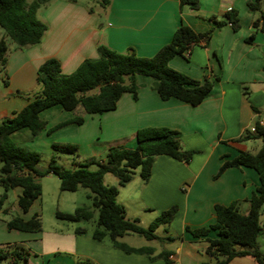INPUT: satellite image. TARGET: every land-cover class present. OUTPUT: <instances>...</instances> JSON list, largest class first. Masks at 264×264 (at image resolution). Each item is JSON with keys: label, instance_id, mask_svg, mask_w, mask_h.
<instances>
[{"label": "crops", "instance_id": "1", "mask_svg": "<svg viewBox=\"0 0 264 264\" xmlns=\"http://www.w3.org/2000/svg\"><path fill=\"white\" fill-rule=\"evenodd\" d=\"M247 2L199 0V6L193 9L181 5L180 0H109L99 14L89 11L90 7L82 0H50L38 9L37 16L47 25L41 41L26 48L13 43L9 46L1 77L7 84L0 86V119L13 116L34 97L37 68L46 59L56 58L61 72L69 74L82 60L96 58L100 44L118 52L132 48L137 56L150 57L171 40L180 23L196 32L208 29L212 32L205 45H193L184 56L176 55L168 64L197 80H211L212 88L209 96L197 105L173 97L163 100L152 87L153 78L138 74L136 98L125 91L114 109L85 113L78 106L75 112H70L57 104L42 110L40 117L45 128L33 141L77 144V157L71 162L74 167L89 157L101 161L110 146L135 147L136 130L147 126H166L179 131L183 147L193 150V155L188 163L168 155H156L147 180L135 170L131 180L122 186H118L115 176L113 180L106 178L108 173L103 176V183L107 179V185L118 186L116 201L124 207L126 217L138 220L143 227L161 211L177 205L173 220L156 228L158 238L144 237L149 243H140L135 233L117 238L119 243L130 247H150L151 255L126 251L108 240L94 239L92 227L87 225L89 221L83 220L82 226L62 224L57 229H45L38 237L24 236L30 248L27 264H74L78 258H88L97 264L213 262L205 252L204 236L194 237L186 226H209L215 221L216 204L234 202L239 212L247 213L249 198L259 184L257 172L250 167L231 166L217 174L223 161L234 158L240 151L256 153L262 146L251 150L249 140L234 141L245 130L252 129L256 121L264 119V31L252 30L257 17ZM259 8V13L264 10V0H260ZM230 9L237 12L238 30L229 23L217 25L225 20ZM251 33L254 38L247 41ZM2 34L0 28V37ZM16 90L30 95L9 94ZM77 114L83 117L82 123H68L47 136L48 129ZM88 168L94 170L97 166ZM9 190L15 196L12 203L15 216L28 220L37 213L41 195L23 211L17 203L22 188L15 186ZM7 198L8 194L4 202ZM3 209L8 212L10 206ZM6 223L0 224V234H6ZM77 227L84 228V232H75ZM208 236L215 237L216 231L210 230ZM154 240L158 242L156 247L151 245ZM262 244L264 228L260 229L257 240L264 256ZM163 252H168V263L158 257ZM248 257L252 258L235 257L228 264H257L253 258L247 260Z\"/></svg>", "mask_w": 264, "mask_h": 264}, {"label": "trees", "instance_id": "2", "mask_svg": "<svg viewBox=\"0 0 264 264\" xmlns=\"http://www.w3.org/2000/svg\"><path fill=\"white\" fill-rule=\"evenodd\" d=\"M49 1L0 0V28L3 31L0 37L2 67L6 65L11 43L19 48H26L41 41L47 25L37 16V11ZM97 2L103 10L109 0ZM180 4L195 9L199 6V0H180ZM247 5L250 10H259L260 0H248ZM89 11L93 12V9L89 8ZM225 23H229L234 30L240 28L236 10L227 11L225 20L218 21L217 25ZM252 27L264 31V10H260L259 18L252 22ZM211 32L212 29L196 32L189 25L180 23L171 40L150 57H139L132 48L118 52L100 44L97 46L96 58L82 60L69 74L61 72L60 63L56 58L43 61L37 68L36 83L39 90L35 92L34 97L23 108L14 112L13 116L0 119V185L3 188L0 194V208L7 197V191L20 186L22 193L17 203L23 211H27L41 194L38 177L52 173L58 177L61 190L76 191L81 186L85 187L89 190L87 198L90 200V206H77L73 212L56 210V218L69 222L90 221L96 211L97 217L93 221L91 237L99 241L108 240L110 244L126 251L151 255L153 250L150 247H130L119 243L117 238L126 233H135L147 239L158 238L156 228L173 220L177 205L173 204L161 211L147 227H143L138 220L127 218L124 207L116 201L118 186L130 181L135 170H138L142 179L147 180L156 155H168L188 163L193 150L183 147L179 131L166 126L139 128L135 133V147L110 146L101 161L89 157L73 168L58 165L54 153H75L76 145L55 142L52 144L53 155L47 167L42 170L37 168L40 154L33 149L14 144L11 137L23 130H28L31 136L37 135L45 128V121L41 119L40 112L57 104L69 111L80 106L85 113L114 109L123 92L129 91L136 98L139 85L135 78L138 74L153 78L152 87L163 100L173 97L191 105L201 103L210 94L211 80L192 78L171 68L168 62L176 55L184 56L193 45H205ZM253 38L254 34L251 33L246 40L251 41ZM83 120L82 116L76 115L55 125L53 129L68 123L80 124ZM253 128L254 130H245L234 141L261 139V148L256 153L240 151L234 158L223 161L217 173L220 174L231 166L250 167L257 172L259 184L249 198L247 213L239 212L234 202L229 205L216 204L215 221L209 226H186V230L194 237L204 236L207 242L205 252L213 262L200 264H228L235 257L243 256H251L257 264H264V256L257 245L259 231L264 228V221L260 222L264 205V125L256 121ZM90 165H96L97 168L91 170L88 168ZM107 173L117 178L118 186L103 183V176ZM6 225L9 229L30 232L41 228L37 213L28 220L18 216L12 217ZM210 230L216 231L215 237L208 236ZM75 232H84V228L77 227ZM28 252L19 247L12 250L2 249L0 259H7V264H26ZM158 257L168 263V252L160 253ZM74 264L97 263L88 258H78Z\"/></svg>", "mask_w": 264, "mask_h": 264}, {"label": "rangeland", "instance_id": "3", "mask_svg": "<svg viewBox=\"0 0 264 264\" xmlns=\"http://www.w3.org/2000/svg\"><path fill=\"white\" fill-rule=\"evenodd\" d=\"M30 1V0H28ZM84 4L87 5V7H90L93 9V11L98 12L99 14H102V9L100 4L97 2V0H82ZM41 11V9H40ZM256 13V17L254 20L259 18V10H253ZM252 30L254 31L255 29L251 27ZM260 31V29H258ZM5 67V66H4ZM4 67L0 65V86H4L7 83L3 81L2 74L4 73ZM139 87V86H138ZM39 90V87H36L35 90L33 91V95L35 92ZM9 94L11 95H20V96H28L30 93H26L25 91L21 90H16L14 93L10 92ZM81 108V107H80ZM70 112H75V110H71ZM78 115V114H77ZM76 116V115H75ZM54 130L56 129H48L47 136L50 135ZM41 131L35 135L31 136L28 130H23L19 131L14 134V136L11 137V140L14 144L16 145H22L25 146L29 149H33L37 151L40 154V160L37 163V166L39 168H46L51 156L53 155V148L52 144L55 143L53 141L50 144H45L43 141H33ZM52 135V134H51ZM50 135V136H51ZM44 138V137H42ZM63 143V142H62ZM68 143V142H64ZM262 141L261 139H250L249 140V149L253 150L257 145H261ZM76 145V151L75 153H60L56 152L54 153L55 159L58 165L64 167V168H73L74 166L71 164L73 159H76L78 153V146ZM106 178H110L113 180L114 176L110 173L107 174ZM107 179H105L104 184L107 185ZM38 182L41 187V197H40V202L38 203V206L36 208L37 214L39 215L40 219V225L41 228L38 231H33V233H22L18 231H14L12 229H9L6 225V234H0V250H12L15 248H24L25 250L29 251V246L24 242L25 237L24 236H29V237H38L39 234H41L42 231H45V229H57L59 227H63L62 224H68V225H84V221H80L78 223H73L65 220H61L55 217V211L59 210L62 212H73L74 209L77 206L80 205H87L90 206V200L87 198V194L89 193V190L85 187H79L76 191H67V190H61L59 188V179L57 176L54 174H46L41 177H38ZM3 192L2 187L0 186V194ZM8 198L7 200L2 204L0 208V224H5L8 220H10L12 217L15 216V211H14V193L12 190L7 191ZM10 209L8 212L4 211L3 208L9 207ZM97 217V212H93V218L91 221L87 222L88 227H92L93 221L96 220ZM264 220V205L262 207V213L260 216V222ZM26 234V235H24ZM136 238H139L141 241L140 243H149L146 241V239L140 235L133 234ZM31 244L35 245V242L32 240L30 241ZM138 244V243H137ZM151 245H154L155 247L158 246L157 241H152ZM264 247V244H262ZM33 249V248H31ZM264 250V249H263ZM30 252V251H29ZM27 254V253H26ZM247 260H252V258L248 257ZM1 264H7L8 260L7 259H0ZM23 263V261H21ZM254 262V261H253ZM27 264V262H25ZM256 264V263H254Z\"/></svg>", "mask_w": 264, "mask_h": 264}, {"label": "built area", "instance_id": "4", "mask_svg": "<svg viewBox=\"0 0 264 264\" xmlns=\"http://www.w3.org/2000/svg\"><path fill=\"white\" fill-rule=\"evenodd\" d=\"M259 123H260L261 125H264V119H263V120H260ZM251 130H254V128L252 127Z\"/></svg>", "mask_w": 264, "mask_h": 264}]
</instances>
